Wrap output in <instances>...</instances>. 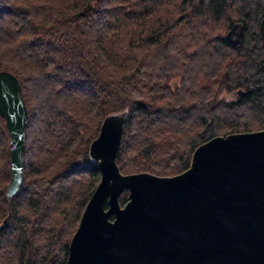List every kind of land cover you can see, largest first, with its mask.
<instances>
[{
  "label": "trees",
  "instance_id": "16d2710c",
  "mask_svg": "<svg viewBox=\"0 0 264 264\" xmlns=\"http://www.w3.org/2000/svg\"><path fill=\"white\" fill-rule=\"evenodd\" d=\"M3 68L29 117L9 199L0 113V264H66L100 180L89 145L107 113L127 110L126 173L176 174L210 137L264 127V0H0Z\"/></svg>",
  "mask_w": 264,
  "mask_h": 264
},
{
  "label": "water",
  "instance_id": "95a60500",
  "mask_svg": "<svg viewBox=\"0 0 264 264\" xmlns=\"http://www.w3.org/2000/svg\"><path fill=\"white\" fill-rule=\"evenodd\" d=\"M0 113L10 134V199L24 179L29 111L18 76L5 68ZM126 118L127 110L107 113L89 145L101 176L66 264H264V128L210 137L176 174L126 173L117 161Z\"/></svg>",
  "mask_w": 264,
  "mask_h": 264
},
{
  "label": "rangeland",
  "instance_id": "374dc122",
  "mask_svg": "<svg viewBox=\"0 0 264 264\" xmlns=\"http://www.w3.org/2000/svg\"><path fill=\"white\" fill-rule=\"evenodd\" d=\"M222 95L226 96L227 98H234L236 97V90H231V91H224L222 92ZM264 128V127H263ZM251 130V129H250Z\"/></svg>",
  "mask_w": 264,
  "mask_h": 264
}]
</instances>
